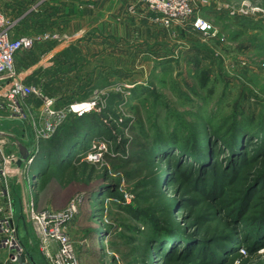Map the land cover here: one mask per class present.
<instances>
[{"label":"rangeland","instance_id":"1","mask_svg":"<svg viewBox=\"0 0 264 264\" xmlns=\"http://www.w3.org/2000/svg\"><path fill=\"white\" fill-rule=\"evenodd\" d=\"M93 1L0 0L14 39L39 44L25 62L30 86L53 100L55 113L95 102L88 114L99 116L109 142L99 163L58 174L53 166L35 186L36 211L84 199L67 229L82 264H264V0H194L188 20L170 23L141 0H100L98 30ZM6 99L0 111L13 121L4 128L35 144L46 133L43 102L32 97L26 104L35 109L20 120ZM68 114V122L88 115ZM239 135L233 157L227 148ZM137 137L170 145L134 178ZM178 145L202 147L206 163L174 156ZM207 165L213 170L202 171ZM171 228L188 241L159 245L157 232ZM203 251L213 256L203 259Z\"/></svg>","mask_w":264,"mask_h":264},{"label":"built area","instance_id":"2","mask_svg":"<svg viewBox=\"0 0 264 264\" xmlns=\"http://www.w3.org/2000/svg\"><path fill=\"white\" fill-rule=\"evenodd\" d=\"M194 0H141L142 5L152 7L159 13H163L166 22L173 20L178 22L186 21L193 13L192 3ZM148 5V6H147ZM203 22V21H202ZM198 21L196 27L206 30L208 25ZM202 23V24H201ZM14 25L8 17L0 11V99L7 98V111L18 119H26L28 114L24 106L25 100L37 97L43 102V108L48 112L47 122L42 131L43 135H39L33 147L30 158L19 167L22 175H29L34 165L36 153L39 150V142L52 136L62 126V123L68 118V113L82 116L93 112L96 103H87L78 106H72L68 113L52 111L53 100L46 97L41 91L25 84L24 78L15 70V59L18 53L30 51L35 47L36 41L31 38L14 39ZM1 108V105H0ZM3 108V107H2ZM42 111V109H41ZM28 113V114H27ZM6 139L0 138V175L7 179L9 175L8 167L18 166L20 155L17 153H8L6 150ZM87 151H80L78 157L82 161L91 164L99 163L109 149V142L105 139H93ZM32 176V175H31ZM29 185L35 189L38 183L37 176L30 177ZM84 199L79 197L63 211L47 209L44 211H36L35 202L30 203L29 219L33 224V228L41 241V252L47 258L48 264H82L74 241L68 232V226L75 221ZM0 243L3 247L14 253L11 256L13 263H18L19 258L25 254V247L19 239L18 229L13 223V217L7 216L0 220ZM54 246H57V252H54Z\"/></svg>","mask_w":264,"mask_h":264},{"label":"trees","instance_id":"3","mask_svg":"<svg viewBox=\"0 0 264 264\" xmlns=\"http://www.w3.org/2000/svg\"><path fill=\"white\" fill-rule=\"evenodd\" d=\"M101 126L102 125L100 122V118L96 114H88L83 117H80L79 119L76 118V121L74 122H68L67 118L65 123L62 124V126L58 129L57 133H54L53 137L48 140H41L39 142V150L36 153L33 165L36 174L34 173L35 171L32 169L34 176H37L38 179L37 185H40L41 181L44 179V176L47 175V173H49L53 169V166L57 168L56 171L58 174L59 172H65L68 168H72L73 166L76 167L78 165L85 164L89 165V162L82 161L78 157V154L80 151H87L89 147H91L90 143L93 139H105L103 138L105 135L101 130ZM234 138L235 137H233L227 149L230 151L229 154L231 156L237 157L239 146L240 144H242L244 137L243 135H239L236 140H234ZM142 139L137 137L133 139L132 142L133 148L130 153V160L132 163H136L139 165L138 170L133 172L134 178H138L147 168H149V165H151L152 158L155 152H162L164 150V152L166 153L165 149H167L170 145L169 143H167V141H165V139H158L154 143H150V141L146 139V144L142 142ZM34 142L35 141L32 140V145H34ZM222 145L227 146L226 144L224 145V143H222ZM175 148L176 150L173 151L174 156L179 154V156L182 157L184 155L192 162V166H200L202 164H205L207 161L205 158H208L206 157L208 152L202 147H197L189 150L185 147L182 148V146L178 145ZM171 151L172 150L170 149L168 153H171ZM180 157L178 160L179 163H177L178 166L180 164H183V160ZM233 165L234 164L231 163V166ZM201 167L204 168L202 171H205L207 169L211 170V167L213 166L207 165ZM183 174V177L191 175L190 173L186 172L181 173V175ZM103 187L104 186H101L99 188V191L103 189ZM95 195L96 194L92 196L95 197ZM157 234L158 236L156 242L159 243V245L161 246L165 244V246L168 247L169 243L172 242L170 241V239L174 238V240L177 241L176 239L178 237L180 239H185V241H188L182 235V233H178V231L174 229H172L171 231L164 230L163 233L162 231H159L157 232ZM259 242L260 239L257 237L255 245ZM203 252V259L209 257L211 258L213 256L208 254L206 251Z\"/></svg>","mask_w":264,"mask_h":264},{"label":"crops","instance_id":"4","mask_svg":"<svg viewBox=\"0 0 264 264\" xmlns=\"http://www.w3.org/2000/svg\"><path fill=\"white\" fill-rule=\"evenodd\" d=\"M93 1V0H92ZM129 0H111L110 2L114 3H122V2H128ZM90 1H84L81 5L86 8L85 3H88ZM100 0L96 2H92L94 5V13L95 18L94 22H96V27L97 30L100 29V23H101V12L100 10H95V9H100ZM87 9V8H86ZM115 10V6L113 7ZM112 9V10H113ZM93 22V23H94ZM87 31V30H86ZM84 31V33L86 32ZM16 35V34H15ZM36 44L34 49L30 51L25 52H20L16 56L15 59V70L16 72L24 78V82L27 85H30V82L32 80V75L33 71L29 72V70L26 68L27 66L25 65L26 59H31L36 57V54L38 55V48ZM63 49V47L61 48ZM57 52V49H54L53 52ZM53 54V53H52ZM37 60V59H36ZM35 60V61H36ZM29 63L32 68L37 69L36 63ZM28 70V71H27ZM35 73V72H34ZM23 74V76H22ZM25 74V77H24ZM32 100V98L26 99L25 103L28 101ZM32 109H35L33 106L28 107L27 104L24 106V110L26 112H32ZM38 109V108H37ZM0 114L2 115L0 117V138H5L6 139V150L8 153H17L20 155V149L18 147L17 141L21 142L24 146L26 147H31L32 141H30V135L28 133L23 132V138L19 137L17 134V128H12V129H7L4 128V122L7 120L13 121L11 118L4 117L5 112L0 111ZM23 131H27L26 128H22ZM22 132V131H21ZM21 139V140H20ZM19 166L16 168L14 166H9L8 167V173L10 176H8L7 179L3 178L0 175V220L7 216H12L13 221L16 223L15 225L18 227V235L19 239L22 242L23 246L25 247V256L26 257V264H46V260L44 256L42 255V252L39 249L38 246V236L33 228V224L31 222H28L25 218V212L27 210V206L30 208V203L35 202V189L32 190V188L29 185V181L25 179V177L20 173L19 171ZM34 168H31L30 174L34 176V173L32 171ZM24 179V180H23ZM22 181H25L22 182ZM25 185V186H24ZM26 188V189H25ZM22 190H25L24 192L26 193L27 190V198L22 197ZM29 204V205H28ZM23 205H24V210H23ZM26 208V209H25ZM31 209V208H30ZM29 223V224H28ZM72 227V226H69ZM0 240L1 239V233H0ZM54 249H57V246H54ZM11 252L7 248L3 247L0 243V264H18V263H13L11 261Z\"/></svg>","mask_w":264,"mask_h":264},{"label":"water","instance_id":"5","mask_svg":"<svg viewBox=\"0 0 264 264\" xmlns=\"http://www.w3.org/2000/svg\"><path fill=\"white\" fill-rule=\"evenodd\" d=\"M17 145H18V147H19V149H20V161H19V163H18V166L19 167H21L22 166V164L24 163V162H26L29 158H30V156H31V153H32V150H33V147H26V146H24L21 142H19V141H17ZM11 255H12V257L14 258V253L13 252H11ZM26 257L27 256H25V254H23L20 258H19V260H18V264H26V262H27V260H26Z\"/></svg>","mask_w":264,"mask_h":264}]
</instances>
